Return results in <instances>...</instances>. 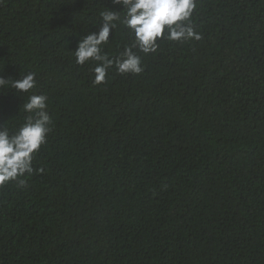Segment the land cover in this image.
Here are the masks:
<instances>
[{"label": "trees", "instance_id": "16d2710c", "mask_svg": "<svg viewBox=\"0 0 264 264\" xmlns=\"http://www.w3.org/2000/svg\"><path fill=\"white\" fill-rule=\"evenodd\" d=\"M106 7L0 0V75L37 79L0 89V125L30 94L52 120L26 185L0 187V264H264V0H197L199 40L96 84L73 51ZM133 42L117 22L104 51Z\"/></svg>", "mask_w": 264, "mask_h": 264}, {"label": "clouds", "instance_id": "9594fccd", "mask_svg": "<svg viewBox=\"0 0 264 264\" xmlns=\"http://www.w3.org/2000/svg\"><path fill=\"white\" fill-rule=\"evenodd\" d=\"M112 4L113 7L99 11L101 23L97 26L98 31H89L79 38L73 51L78 65L96 63L93 70L96 84L104 83L113 67L122 75L141 74L144 70L142 60L133 49L138 48L147 55L157 52L158 41L162 39L175 42L201 38L191 24L197 0H112ZM116 5L122 11L115 10ZM117 22L134 35V42L125 46L119 56L110 58L104 51V45L115 33ZM9 86L21 94L31 93L37 86L36 73L28 72L18 79H5L0 75V89ZM47 99L46 95H28L23 111L33 115L28 116L17 131L10 132L0 125V187L13 181L23 187L26 180L21 177L33 173L34 157L52 131Z\"/></svg>", "mask_w": 264, "mask_h": 264}]
</instances>
